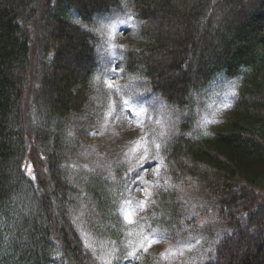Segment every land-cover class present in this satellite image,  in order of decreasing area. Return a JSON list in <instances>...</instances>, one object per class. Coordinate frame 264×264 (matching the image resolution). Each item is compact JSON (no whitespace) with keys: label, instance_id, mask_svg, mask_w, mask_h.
Returning <instances> with one entry per match:
<instances>
[{"label":"trees","instance_id":"trees-1","mask_svg":"<svg viewBox=\"0 0 264 264\" xmlns=\"http://www.w3.org/2000/svg\"><path fill=\"white\" fill-rule=\"evenodd\" d=\"M129 2L136 27L118 67L178 118L160 144L167 185L192 186L226 230L199 264H264V0ZM124 6L0 0V264H100L118 235L124 158L84 134L102 119L98 23ZM218 75L240 77L237 95L207 133L193 130Z\"/></svg>","mask_w":264,"mask_h":264},{"label":"rangeland","instance_id":"rangeland-1","mask_svg":"<svg viewBox=\"0 0 264 264\" xmlns=\"http://www.w3.org/2000/svg\"><path fill=\"white\" fill-rule=\"evenodd\" d=\"M135 27L129 0L124 11L103 17L97 27L104 35L99 52L103 66L94 99L102 119L84 134V140L100 154L121 150L126 165L117 194L118 235L100 244V264H199L210 256L217 237L226 230L214 223L212 209L192 186L167 185L160 144L178 118H173L172 108L162 99L131 87L117 65ZM239 80V76L218 75L204 87L203 107L193 130L198 125L207 133L225 117L237 95ZM194 97L190 106L193 113L198 109V98ZM174 191L176 221L166 209ZM208 223L210 227L204 228Z\"/></svg>","mask_w":264,"mask_h":264},{"label":"snow or ice","instance_id":"snow-or-ice-1","mask_svg":"<svg viewBox=\"0 0 264 264\" xmlns=\"http://www.w3.org/2000/svg\"><path fill=\"white\" fill-rule=\"evenodd\" d=\"M226 107H227V105H226ZM140 171H143V168H140ZM135 175H139V172L137 171L136 173H135Z\"/></svg>","mask_w":264,"mask_h":264}]
</instances>
